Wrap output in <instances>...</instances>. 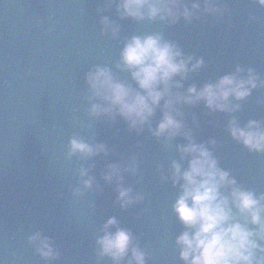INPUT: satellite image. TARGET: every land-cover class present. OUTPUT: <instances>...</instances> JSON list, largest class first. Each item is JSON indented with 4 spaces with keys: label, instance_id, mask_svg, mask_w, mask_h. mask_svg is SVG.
Returning <instances> with one entry per match:
<instances>
[{
    "label": "clouds",
    "instance_id": "1",
    "mask_svg": "<svg viewBox=\"0 0 264 264\" xmlns=\"http://www.w3.org/2000/svg\"><path fill=\"white\" fill-rule=\"evenodd\" d=\"M112 3L113 0H105L97 7V13ZM255 3L264 7V0H255ZM115 10L120 18L159 20L172 25L181 19L191 23L205 16L222 20L228 12V4L226 0H115ZM35 21L39 23L38 19ZM98 22L101 35L117 36L116 21L107 15H98ZM203 64V58L186 55L160 32L132 35L124 39L115 67L127 71L135 86L107 65L91 66L83 74L86 112L109 122L119 116L129 130L137 133L147 126L153 137L163 138L165 146H170L177 136L186 141L175 146L179 162L172 160L165 171L157 166L161 181H170L179 187L171 209L183 225L174 244L184 264H264V193L257 194L243 186L229 170L221 168L206 143L195 141L181 111V106L203 102L210 112H234L240 105L231 103L229 98L244 100L252 89L264 85V79L254 68L236 64L233 71L214 81L200 86L189 84L184 91H179L188 74L199 70ZM157 108L160 118L153 127L151 119ZM226 130L249 152L264 153V121L249 119L241 124L232 117ZM207 144L215 145L216 140L210 139ZM108 151L105 143H90L73 133L68 138L65 155L66 158L78 155L88 159L100 153L107 155ZM136 169V158L131 156L106 164L102 173L106 182L115 181L116 201L121 208L143 200L141 192H133L122 183V174H134ZM77 172L79 183L72 193L81 196L84 189H92L95 178L89 174V168L81 166ZM98 231L94 249L97 256L108 257L113 264H120L125 258V264H146L148 251L136 242L130 229L119 225L116 217L109 216ZM26 242L45 262L59 258L52 238L39 229L27 235Z\"/></svg>",
    "mask_w": 264,
    "mask_h": 264
},
{
    "label": "water",
    "instance_id": "2",
    "mask_svg": "<svg viewBox=\"0 0 264 264\" xmlns=\"http://www.w3.org/2000/svg\"><path fill=\"white\" fill-rule=\"evenodd\" d=\"M226 2L228 12L222 20L205 16L191 23L181 19L176 24H166L165 40L175 42L186 55L204 60L199 70L189 73L188 78L181 82L179 91H184L189 84L200 86L206 81H214L233 71L236 64L254 68L264 79V7L255 0ZM229 100L238 103L239 109L230 113L210 112L203 102L181 106L184 122L195 141L205 142L213 151L221 168L229 170L243 186L257 194L264 193V153L249 152L226 130V124L232 117L241 124L249 119L264 121V85L252 89L244 100L235 101L231 97ZM159 118L160 109L157 108L151 119L153 127ZM162 139L153 137L147 126L144 127L133 189V192L142 193L143 200L131 205L127 228L136 237V242L148 251L146 264H184L174 244L175 236L183 230V225L171 209L179 187L170 181H161L160 171L167 170L174 159L179 162L175 146L186 141L177 136L170 146H165ZM210 139H215L216 144H207Z\"/></svg>",
    "mask_w": 264,
    "mask_h": 264
}]
</instances>
